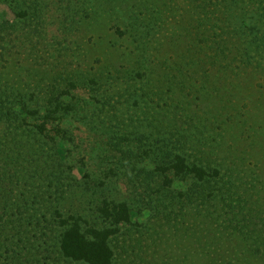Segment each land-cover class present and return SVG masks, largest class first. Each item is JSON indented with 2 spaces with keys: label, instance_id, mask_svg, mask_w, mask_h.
<instances>
[{
  "label": "rangeland",
  "instance_id": "obj_1",
  "mask_svg": "<svg viewBox=\"0 0 264 264\" xmlns=\"http://www.w3.org/2000/svg\"><path fill=\"white\" fill-rule=\"evenodd\" d=\"M200 1L0 0V144L33 147L25 158L40 230H112L117 264H258L244 244L255 248L260 225L230 227L240 210L264 215L261 3ZM14 91L25 121L3 116ZM174 147L199 158L209 184L160 175ZM237 177L256 192H216ZM119 207L131 216L114 227L106 215Z\"/></svg>",
  "mask_w": 264,
  "mask_h": 264
},
{
  "label": "trees",
  "instance_id": "obj_2",
  "mask_svg": "<svg viewBox=\"0 0 264 264\" xmlns=\"http://www.w3.org/2000/svg\"><path fill=\"white\" fill-rule=\"evenodd\" d=\"M206 1L208 0H201L200 2L205 3ZM222 1L234 4L237 0ZM250 1L255 3V0ZM256 1L261 3L259 11L262 14L261 21L263 19L264 22V0ZM198 7L202 8L203 6L199 4ZM259 11H257V14ZM200 22L201 20H199ZM201 25L203 23H200ZM233 34V37L231 35L228 36L237 38L240 35L237 31ZM250 36H253V34L250 33ZM215 37L211 43L215 44L217 50L220 51V46L223 44L224 39L221 34ZM217 39H221L219 43ZM257 48L264 55V38L257 39ZM93 76H95V73ZM9 99L11 100V107L6 108L3 114L6 119H16L17 121L22 115H28L24 110L28 104L25 103L20 91H14V94L8 95L7 100ZM164 117L163 122L154 128L158 132L167 128L164 120H167L168 116L165 114ZM27 118L28 116L22 121H25ZM146 121L148 120L146 119ZM41 134L42 132H40ZM181 135L183 137V134ZM51 140L53 141L54 138H51ZM55 146V153L62 156L60 142L59 145L55 143ZM3 148V145L0 144V264H117V259L113 255L109 244V239L114 232L112 230L99 229L96 226L82 228L77 222L59 227L53 235L52 233H45V231L40 230L41 228L39 229V219L36 220V223V216L33 213L34 209L29 202L32 184L28 182V179H31V172H35V167L31 163V157L25 158L32 151L33 147L31 143L26 141L19 143V148L14 151H7ZM172 150L176 154L172 153L171 158H168L169 160L163 166L158 163L156 167L165 180L171 182L167 174H172V178L180 180L189 178L193 181V186L195 185L196 187L202 186L205 182L209 184L206 169L198 167V164H196V162H199L198 157L187 155L185 152L180 154V149L176 147ZM40 151H43L42 147L37 149V155ZM123 158L126 159L125 157ZM53 169L49 174L52 175V172L55 171L54 177H62L66 173V169ZM213 172L214 175L218 176L217 171L213 170ZM243 184L244 182H242L240 177L230 182L219 179L216 192H222L225 189L227 190V188L229 194H237L238 191H242L245 196H249L250 193L256 192L257 189L254 186L249 187L246 185V188H249L244 190ZM200 200L204 202L203 197ZM118 209H114L106 215V218L111 220V224L114 227L127 222L131 216L126 208L119 207ZM215 213H217L216 215L214 214L215 217L219 218L221 216L224 217L226 211L219 210ZM230 213L232 212L230 211ZM243 213L244 211L240 210L236 214H233L234 218L240 217V219L235 222L238 226H232V221L229 220V223L232 224L230 229L233 233L237 232L241 235L243 234V230L247 229L245 222L249 224L251 221H256L260 225L256 229L258 239H255L259 243L255 244L253 250H248L246 244H244V247L248 262L251 258V261L264 264V257L261 256L262 253L258 250L259 247H264L263 211L256 208L255 210H248L246 213ZM215 217H211L213 222H215ZM219 227L221 226L219 225ZM221 230L225 231V229ZM252 235V231L245 234L246 237H252ZM212 264H215L214 261Z\"/></svg>",
  "mask_w": 264,
  "mask_h": 264
}]
</instances>
